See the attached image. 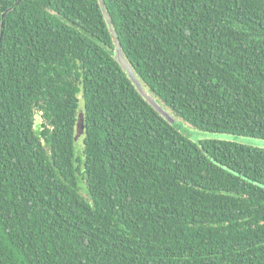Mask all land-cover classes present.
<instances>
[{
	"label": "trees",
	"instance_id": "obj_1",
	"mask_svg": "<svg viewBox=\"0 0 264 264\" xmlns=\"http://www.w3.org/2000/svg\"><path fill=\"white\" fill-rule=\"evenodd\" d=\"M105 4L0 0V264H264V148L111 33L264 138V0Z\"/></svg>",
	"mask_w": 264,
	"mask_h": 264
},
{
	"label": "water",
	"instance_id": "obj_2",
	"mask_svg": "<svg viewBox=\"0 0 264 264\" xmlns=\"http://www.w3.org/2000/svg\"><path fill=\"white\" fill-rule=\"evenodd\" d=\"M101 6V9L103 11V14L105 18L108 20L109 24H111V18L109 15L108 10L106 9V4L105 0H98ZM111 33L114 38V45H115V58L118 60L122 68L128 73L130 80L136 85L138 91L141 93V95L147 100V102L159 112L163 117H165L169 123L174 124L177 121V118L170 112L168 108H166L163 104L158 102L157 98L153 95V93L149 92L142 80L138 77L137 73L135 72L133 66L125 56V53L122 48V44L116 34V31L114 28L111 26ZM1 52V49H0ZM78 134H80L84 131V126H83V117L82 113L79 116V121H78Z\"/></svg>",
	"mask_w": 264,
	"mask_h": 264
},
{
	"label": "rangeland",
	"instance_id": "obj_3",
	"mask_svg": "<svg viewBox=\"0 0 264 264\" xmlns=\"http://www.w3.org/2000/svg\"><path fill=\"white\" fill-rule=\"evenodd\" d=\"M145 88L148 90L146 86ZM177 120H178L177 127L183 133H185L191 140L195 142H198L202 139H217V140L232 141V142L240 143L243 145L264 148V138H261V137H255V136L243 135V134H235V133H229V132H217V131L204 130V129L198 128L190 124L189 122L183 119L178 118ZM80 135H81V138H79L78 133L76 134L75 154H76L77 159L79 158L80 160H83L84 159V153H83V149H84L83 135L84 134L83 132Z\"/></svg>",
	"mask_w": 264,
	"mask_h": 264
}]
</instances>
